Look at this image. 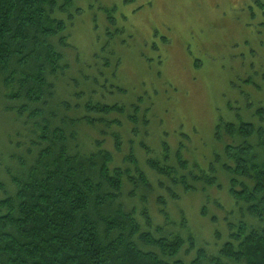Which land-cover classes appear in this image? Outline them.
Instances as JSON below:
<instances>
[{
	"label": "trees",
	"instance_id": "trees-1",
	"mask_svg": "<svg viewBox=\"0 0 264 264\" xmlns=\"http://www.w3.org/2000/svg\"><path fill=\"white\" fill-rule=\"evenodd\" d=\"M82 11L76 0H0V264H264V132L218 122L217 140L243 142H224L210 173L189 168L165 141L159 159L144 142L151 120L141 104L119 102L91 63L67 57ZM220 172L231 206L214 199L226 208L225 231L211 243L183 213L177 225L156 185L178 199V188L221 190Z\"/></svg>",
	"mask_w": 264,
	"mask_h": 264
},
{
	"label": "rangeland",
	"instance_id": "rangeland-1",
	"mask_svg": "<svg viewBox=\"0 0 264 264\" xmlns=\"http://www.w3.org/2000/svg\"><path fill=\"white\" fill-rule=\"evenodd\" d=\"M76 4L83 11L69 26L74 48L67 57L80 58L76 64L91 63L99 84L107 85L101 90H115L119 102L141 104L142 115L151 120L144 142L159 159L165 141L171 155L182 153L189 168L198 166L196 172L210 173L211 166L219 168L223 161L216 157L225 152L224 142H243L227 133L222 136L225 141L217 140L218 122H250L264 132V0H76ZM115 86L124 91L117 92ZM5 126L0 118L3 159ZM251 142L258 144L260 139ZM133 149L149 171L141 147L134 144ZM220 180L221 190L209 189L201 180L200 187L209 189L204 193L199 187L187 193L178 188V199L157 185L156 189L163 193L177 225L183 213L201 238L215 243V230L225 231L223 211L231 206L229 182L221 172ZM215 198L226 208L218 209Z\"/></svg>",
	"mask_w": 264,
	"mask_h": 264
},
{
	"label": "flooded vegetation",
	"instance_id": "flooded-vegetation-1",
	"mask_svg": "<svg viewBox=\"0 0 264 264\" xmlns=\"http://www.w3.org/2000/svg\"><path fill=\"white\" fill-rule=\"evenodd\" d=\"M113 74H114V72H113ZM116 87H119V86H116ZM258 129H261V128H258Z\"/></svg>",
	"mask_w": 264,
	"mask_h": 264
}]
</instances>
